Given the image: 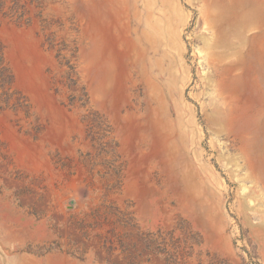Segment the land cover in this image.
<instances>
[{
  "label": "rangeland",
  "instance_id": "rangeland-1",
  "mask_svg": "<svg viewBox=\"0 0 264 264\" xmlns=\"http://www.w3.org/2000/svg\"><path fill=\"white\" fill-rule=\"evenodd\" d=\"M0 264H264V0H0Z\"/></svg>",
  "mask_w": 264,
  "mask_h": 264
},
{
  "label": "trees",
  "instance_id": "trees-1",
  "mask_svg": "<svg viewBox=\"0 0 264 264\" xmlns=\"http://www.w3.org/2000/svg\"><path fill=\"white\" fill-rule=\"evenodd\" d=\"M162 243L165 245V243H166V241L163 239V237H162Z\"/></svg>",
  "mask_w": 264,
  "mask_h": 264
}]
</instances>
